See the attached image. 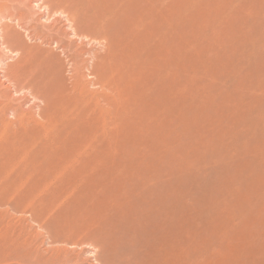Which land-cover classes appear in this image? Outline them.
I'll use <instances>...</instances> for the list:
<instances>
[{
    "label": "rangeland",
    "instance_id": "rangeland-1",
    "mask_svg": "<svg viewBox=\"0 0 264 264\" xmlns=\"http://www.w3.org/2000/svg\"><path fill=\"white\" fill-rule=\"evenodd\" d=\"M84 1L85 0H0V140L7 138L9 141L18 142V143H22L23 139L27 140L26 142L36 141L37 143H41L43 141H46V142H49L48 146H51L52 149H53V146L56 145L57 147L55 150L61 149L62 153H63V151L66 149V147H65L66 141H64L62 144H59V143H61L62 138L65 139L68 136H66L67 133H63L62 131H60V126L56 123L58 121V119H56V111H55L56 108H55V102L53 100L54 96H53L52 92L54 91L53 89H56V86L58 84L57 83L58 82V76H60V75L63 77V81L65 80V82L68 84H70V83L73 84L77 80H78V82H80V84H82V83L84 84V83H89L90 81H92L94 79L93 75L91 74L92 67L95 64L101 62V60H100L101 56L102 55L104 56L106 51H107V46H106L104 40L101 39L102 31L101 30L99 31V28L97 25V21H100L101 16L106 17L108 15V17H111L110 20H113L114 18H116L118 16H121V15L125 16V12H129L131 15L130 22L123 19V21H122L123 24H125V23L147 24V23L152 22L154 24V28L157 29V32L158 33L161 32V36H166V37H169L173 31H175V32L178 31L179 36H178L177 43L182 44L181 52H180L181 58L179 60V63L181 65V66L179 65L180 73H182L181 77L183 76L181 78V83H182V87H185V88H183V91L186 89L183 93V96L184 97L186 95L188 96V97L186 96L184 98V109H183L185 112V113L183 112L184 121H185V119H189V121L192 122L191 120H193L192 119L193 116H191V117L188 116V118H187V114L190 113L192 108L193 109L195 108L194 105H198L196 107H200L199 104L201 103V105L204 108L205 107L204 104H206L207 105L206 108H204L202 110V108H201L202 106H201L200 107L201 111L198 110L199 114L197 115V117L200 116L203 119V120L201 119L199 121L198 119L200 117L197 118L198 122L196 121L197 124L196 123L195 124L197 125V127L199 129H197L195 125H193L192 126L193 128H192L191 124L188 120H186L187 123L184 122L186 128L183 125V121L182 122L176 121V123H178V124H176V123L173 124V126L171 127L172 132H174L173 129L174 130L176 129L175 130L176 133L184 130V136H185V138L187 137V140L184 138L183 135L181 138L182 139V147L184 148L183 152L177 150L175 147L172 148L173 150H175L174 152H172V151L169 153L165 152L168 149L167 148L168 142L162 143V145H164L165 151L164 150H161V151L158 150L157 151L153 147L154 145H151L154 148V149L152 148L151 151L147 148L142 149V150L139 148L141 150V152H139L140 150L138 149V147H140V145L137 144V142H136L134 144L129 143L128 146L125 148L123 146L122 149L123 148L124 149L120 151L122 155L117 156L116 158H117V160H120L121 158H125L126 155H128V153H127L128 151H126V150L131 149V148L133 150V153L136 152V153L145 154L147 151V153L145 155L153 158L152 161L154 163V168L156 169V171L163 172L167 176L168 182H169L170 193L172 192L171 193L172 195L170 194V212H171V221H170L171 232H170V235L172 238H174L175 235H180L181 232L178 229L179 225L183 222L184 219H186L187 215H193L195 213L196 204H198L200 215H203V213L206 212V214H210V216H208V215L207 216L210 217V219H212L211 216L214 214L213 215L214 217L212 216L213 217L212 220H214V218H215V220L212 222L209 218H206L207 217L206 215L205 216L203 215L201 217L199 214H196V215L198 217L200 216L201 219L199 217L198 220L190 222L191 223L190 227L192 229L196 230L197 233H201L200 244H202V245H200V249H201V255L200 256H202V257H200V259H199V264H212V263L214 264V262H215V264H216V262L218 264H243V262L245 264H258V263L264 264V253H263L264 252V192L262 190V189H264V184H263L264 183V168H263L264 167V161H263L264 160L263 159L264 158V145H263L264 144V141H263L264 140V132H263V130H264V121H263L264 120L263 119L264 118V116H263L264 109H261L264 107L263 106L264 103H262V102H264V98H263L264 97V82L263 83L261 82V81H264V79H263L264 62H260V61H264V59H262L264 57V53H263L264 51L262 52V50H264V48H263L264 47L263 46L264 45V29H263L264 28L263 27L264 26V0L263 1L262 0H260V1L259 0H253V1L252 0L251 1L250 0L249 1H247V0H243V1H241V0H232V1L231 0H224V1L219 0L220 3H218V0H201L202 3L200 2V0L199 1L198 0H193V1L192 0H186V2H185V0H183V1L182 0H146V1L145 0H143V1L142 0H128V2H127V0H114L115 1L113 3L114 6L111 5L113 0H102V1L100 0L101 3L99 0H92V2L95 3V5H94V3L88 5V4L84 3ZM141 1H142V3H145V4H142ZM175 1H177V2H175ZM194 1H197L198 3L194 2ZM203 1H205V3L206 2L207 3L205 4ZM212 1H213V3H212ZM234 1L236 4L234 3ZM151 2L155 5H153ZM188 2L189 3L191 2V3L189 4ZM214 2L218 3V5ZM222 2L224 4H222ZM104 3H105V6L103 7ZM195 3H197L198 5L199 4H202V5H199V7H198V5ZM225 3H227V4L225 5ZM239 3H240V5H239ZM106 4H107V6H106ZM184 4L187 5V7L184 6ZM241 4H242V6H241ZM133 5L135 6L134 9L132 7ZM205 5H207L209 8ZM221 5H222V7H220ZM227 5H228V7H227ZM253 5H254V7H253ZM97 6L101 10L98 9ZM191 6H193V7H191ZM216 6H218L220 8H217ZM109 7H111V8H109ZM113 7H114V9H113ZM197 7H198V9H197ZM205 7H207V9L213 11V13L209 10L207 11V9ZM103 8H105V9L109 8V9L107 11H104ZM200 8L202 9V11H204V9H205L209 13H207L206 11H205L206 13L201 12ZM231 8L232 9L234 8L235 10L234 9L232 10ZM97 9H98V12H97ZM220 9L225 11L226 13L222 11V13H221L222 15H221L219 12ZM227 9H229V12H227ZM258 9H260V10H258ZM186 10H187V12H186ZM197 11L200 12L199 15H198L199 12H197ZM230 11H232V12H230ZM235 11H236V13H235ZM257 11H258V13H257ZM93 12H94V14H93ZM99 12H100V14H98ZM228 13H229V15H228ZM245 13L248 14V17ZM206 14L208 16H206ZM218 14L221 16H219ZM200 15H201V17H200ZM203 15H205L206 18ZM258 15H261V16H258ZM216 16H218V17H216ZM230 16H232V17H230ZM203 17L205 18V20L203 19ZM214 17H215V20L213 19ZM236 17H238V18H236ZM250 17H253V19ZM208 18H209V20L211 19V22H209V20H207ZM261 18H262V20H261ZM187 19H190V20H187ZM228 19L230 21L232 19V22H228ZM245 19H246V22H245ZM184 20H185V22H184ZM188 21H189V23H188ZM191 21H192V23H190ZM200 21H202V23H200ZM258 21H261V24ZM122 23H121V26H122ZM187 23L190 25V27H191L190 29H189V26L185 25ZM201 24H204V25L201 26ZM247 25H249V27ZM205 26H206V28H205ZM237 26L239 28H237ZM185 27H188V28H185ZM219 27L220 28L223 27V29L222 28L220 29ZM216 28H217V32L213 31V30H216ZM240 28H242L241 29L242 32L240 30L241 33L239 32ZM223 30L225 33L223 32ZM252 30L254 32H252ZM255 30H256V32H255ZM220 32H223L224 35L222 33V35L220 34V36H218ZM239 33H240V35H239ZM185 34L189 37L185 36ZM215 34H217V35H215ZM198 36H200V37L198 38ZM209 36H210V38H209ZM214 36H217L218 38H215ZM171 39L175 40L176 37H171ZM213 39H215V40H213ZM212 40H213V42H212ZM238 41H242V42L238 43ZM261 42H262V44H261ZM222 43H224V44H222ZM228 43L229 44L231 43L230 46ZM217 44H219V45L217 46ZM223 46L227 47V48H224ZM247 46H248L249 52H248ZM241 47H242V49H241ZM220 48H222V49H220ZM232 49H234L235 51H238V52H236L238 54H236L235 51ZM211 50L214 53L211 52ZM223 50H224V52H223ZM243 50H244V52H243ZM215 51L216 52L218 51L217 53H219V54H220L219 51H221V54L219 55V54L215 53ZM259 51H260V53H259ZM195 52H196V54H194ZM222 52L225 54H223ZM245 52L249 53V54H246ZM202 53L204 56L202 55ZM244 53H245L246 57H245ZM199 54H201V55L199 56ZM193 55H195L194 57L196 58L195 62H194ZM174 57H176V55ZM187 57L189 59H187ZM190 57H191V60H190ZM201 57H204V58H201ZM230 57H232V58H230ZM259 57L262 60H260ZM258 59L260 60L259 62H258ZM182 60H183V62L185 60V62L183 63ZM241 60H242V63H239V61L241 62ZM254 60H256L257 63H255ZM190 63H192V64H190ZM253 63L256 65V70H253L255 68H252V67H255V65ZM186 64H189V65H186ZM194 64H195V67H194ZM215 64H216V66L217 65L218 66L216 67ZM234 64L237 65V66H235L237 68L233 67ZM239 64H241V65H239ZM190 65H192V66H190ZM204 65H205V67H204ZM213 65L215 66V68L213 67ZM238 65H239V67H238ZM244 65H245V67H244ZM183 66L186 68H189V67L190 68L185 71L184 68H182ZM261 66H263V67L261 68ZM193 67L196 70L192 71ZM249 68H251V69H249ZM238 69L239 70L243 69V70L239 71ZM203 70H204V73H203ZM211 70H213V71H211ZM237 70L239 72H236ZM244 70H246L248 72H245ZM194 71H197V72H194ZM243 71H244V73H247V75L242 73ZM254 71H256L258 73L255 72L256 74H254ZM240 72H241V77H240ZM260 72H261V74H260ZM190 73H192V74H190ZM212 73L214 76H216L215 79L211 76ZM223 74H224V77H223ZM225 74H227V76ZM234 74L236 75V77L238 75L239 76L236 78V77H234L235 76ZM43 75L45 78L42 77L43 78L42 79L41 76H43ZM188 75H189V78L187 77ZM194 75H195V77H194ZM209 76H210V78H209ZM255 77H257L259 80L256 79ZM53 78H55L56 80H54ZM183 78H186V79H183ZM195 78H196V80H194ZM217 78L220 82L217 80ZM187 79H188V82H186ZM206 79H207V81H206ZM251 79H253V80L251 81ZM204 80H205V82H204ZM255 80H258V81H255ZM53 81H55V82H53ZM189 81L191 84L189 83ZM199 81H202V82L200 83ZM214 81H215V83H213ZM221 81L222 82L224 81L223 83L225 84L224 87L226 89L224 87H222L223 85H222ZM230 81H231V83H230ZM250 81L253 82V84ZM50 82L52 83V85L49 84ZM197 82H199V84ZM226 82H229V83H226ZM257 82H259V83H257ZM219 83H221V84H219ZM197 84L202 85L201 87L199 86L200 90H199V87H197L198 86ZM248 84H249L250 88H249ZM259 85H260V87H259ZM203 87L205 88L204 89L205 91L203 90ZM234 87H235V89H234ZM239 87L241 88V90L239 89ZM255 87H257V88L259 87V91H258V89H255ZM89 89L95 91V90H98L100 88L97 85L94 86L93 84H91V85H89ZM245 89L247 91H245ZM190 91L193 92L192 93L194 95L193 97H192V95H190V96L188 95L191 93ZM203 91H204V93H203ZM214 91H217V92H215V95L213 93ZM226 91L227 92L230 91V93H228L229 96H228V94H226ZM232 91H233V93H231ZM49 92H50V94H49ZM205 92H206V94H205ZM234 92L236 94H234ZM243 92L245 95L241 94ZM237 93H239L240 95ZM202 94H203L204 99L201 97ZM251 94H253V96ZM237 95H239V96L243 95V97L241 96L242 97L241 98ZM195 96H197V97L195 98ZM207 96L211 99H209V98L207 99ZM215 96L218 97V101H217ZM235 96L237 97V99ZM249 96H250V98H249ZM257 96H259L261 98L262 102L259 100V103L260 104L262 103L261 105L258 103V99H260V98ZM190 97L194 101V102L191 101L192 106L189 103L191 100ZM230 97H231V100H230ZM232 97H233V99H232ZM256 97H257V100H254V99H256ZM199 98H201V99H199ZM221 99L223 101V104H221L222 103V101H220ZM208 100H213V103H214V101H216L215 102L216 104L215 103L214 104L216 106H218V108L213 103H211V101L209 102ZM239 101L242 104L239 103ZM195 103H197V104H195ZM246 104L249 106H247ZM228 105H229V107H231V110L228 107ZM234 105H236L238 107V109L240 108L239 110L242 111V109H243L244 111H242V112L238 111L237 107L235 106L236 107L235 108ZM242 105H243V107H241ZM223 106H224V108H223ZM255 106H258L257 109ZM189 107H190V109H189ZM248 107H249V109H248ZM250 107L253 108L255 115L253 114V112H252L253 110H252V108L250 109ZM232 108L236 109V113L233 112L234 109L232 110ZM206 109L207 110L209 109V110L207 111ZM224 109H227V110L224 111ZM257 110L258 111L260 110L259 111L260 113L257 112ZM222 111L225 113V115H224V113H222ZM249 111L252 114H249L250 113ZM201 112L203 113L204 116L201 115L202 114ZM245 114H247V115H245ZM259 114H261L262 116ZM256 115L262 117V119H260V117H258V120H257L256 119L257 117L255 118ZM249 116H251V117L253 116L254 119H252L251 117L249 118ZM223 117H224V119L222 120ZM245 118H247V119H245ZM248 119H250V120L252 119L251 120L252 122ZM254 120H257L259 122H255ZM242 121H243V123H242ZM249 121L252 124H250ZM253 121H254V123H253ZM188 122H189V125H187ZM200 122H202V123H200ZM261 122H262V124H261L262 126L259 124ZM203 123L205 126L203 125ZM238 123H239V125H238ZM256 123H258V126ZM111 124L112 123H110L107 126V128L118 127V125H114V124L111 125ZM180 124H182V126ZM30 125H31V127H30ZM175 125H177V126L180 125V126L179 127L176 126L174 128ZM210 125H212V126H210ZM259 125H260V127H259ZM188 126H190V127H188ZM194 126L197 130L194 128ZM243 126H244V128H243ZM119 127L117 128V131L119 130ZM211 127H212V129H211ZM214 127H215V130L213 131ZM240 127H242V128H240ZM191 128L194 129V131H191L190 130ZM208 128H209V131L207 130ZM224 128L227 130H225ZM245 128H247V129H245ZM22 129H24V130H22ZM189 130L191 132H189ZM199 130H200V132H199ZM185 131L186 132L188 131V132L186 133ZM210 131H212L211 134H210ZM246 131L248 132V134H246L247 133ZM205 132H208L209 135H208V133H206V135H205ZM213 132H214V134H213ZM251 132L252 133L254 132L256 135L254 133H253V135H250V134H252ZM220 133H221V135H220ZM237 133L239 134L238 136H237ZM199 135H200V137H198ZM201 135L203 137H205V139L204 138L202 139ZM245 135H247V136H245ZM188 137H190V138H188ZM209 137L214 138V139H211V142H210ZM81 138L85 139L86 136H81ZM197 138H200V139H197ZM195 139L197 141H195ZM224 139H226V140H224ZM198 140H200V142H202V143L199 142L201 145L198 143ZM203 140H204V143H203ZM206 140L210 144H207L208 142ZM194 141H195V143H194ZM205 141H206V143H205ZM193 143L195 145L192 146ZM132 144L135 146H133ZM150 144H153V143L150 142ZM197 144H198V147L196 146ZM244 145H245V147H244ZM191 146L192 147L195 146V147L191 148ZM206 146H208V148ZM210 146H212V147H210ZM185 147H186V150H185ZM188 148H189V152H187ZM209 148H210L211 152L209 151ZM257 148H258V150H257ZM136 150L137 151L139 150V151L137 152ZM154 150H155V152H154ZM156 152H157V154H155ZM166 153H168V154H166ZM157 155H159V156L162 155V157L165 160H163V158H162L160 161L159 160L156 161V159H158L157 157H159ZM222 156L224 159L222 158ZM61 157H62V155H61ZM159 158H161V156ZM171 158H173V159L170 161ZM2 159L3 158H1V160H0V173H2L4 171V169L6 168L4 166V164L2 163ZM219 159L221 162L219 161ZM259 159H261V160L259 161ZM180 160H181V162H180ZM224 160H225V162H224ZM156 162L161 163V164L159 165ZM213 162H217V163H213ZM219 163H221V164H219ZM245 163H247V164H245ZM249 164H251V165H249ZM221 165H223V166L221 167ZM236 166L239 168L237 169ZM251 167H254L255 169L251 168ZM210 168H211V170H209ZM261 169L263 170V172ZM206 170L211 171V172L208 171L210 174ZM230 170H231V172H229ZM234 170H236V171H234ZM232 171H234V172H232ZM205 173H207V176L204 178L203 176ZM244 173H246V174H244ZM208 174H209V176H208ZM211 174H213V175H211ZM216 174L218 176H216ZM229 174H230V176H229ZM235 174H238V175H235ZM189 175H191V176L187 178V176H189ZM183 176H186V177L182 178ZM227 178H229V179H227ZM202 179L203 180L207 179L208 181L205 180L203 182ZM192 180H194V181H192ZM197 180H200L199 182L201 183V185ZM214 180L216 183L214 182ZM170 181H171V183H170ZM251 181H253V182H251ZM202 183H204V184H202ZM234 183H236V184H234ZM170 184H171V186H170ZM205 184H206V186H205ZM219 184L221 185V187ZM194 185L195 186L200 185L199 187H201L203 185L202 188L204 190L202 188H199L198 186L195 187ZM211 185L213 187H211ZM215 185H217V186H215ZM230 185H232V186H230ZM222 186L223 187L225 186V187L222 188ZM227 186L229 188H227ZM238 186H239V188L241 186V188L237 189ZM196 188L197 189L199 188L200 190L199 189L197 190ZM208 188H209V190H208ZM242 188L244 189V191ZM171 189H173V191ZM239 190L241 193L239 192ZM201 191H202V195L204 194V191H205L204 197L201 195ZM228 191L230 193H228ZM233 192H235V194ZM209 193H210V195H209ZM261 193H262V195H261ZM198 194H200V195H198ZM257 194H258V196H257ZM218 197H220L221 200ZM224 198H226V199L224 200ZM203 199H204V201H203ZM228 199L230 201H228ZM255 199H256V201H255ZM257 199H259V200H257ZM207 200L209 202H207ZM214 200L216 202L219 201L220 203L222 200L223 201H222V204H219V202L216 203ZM225 201L227 204L229 202V204L227 205L226 203H223ZM241 201H242V204L240 203ZM207 203L209 206L207 205ZM217 204H219L220 206ZM255 204H257V205H255ZM260 204H263V205H260ZM211 205L214 208L211 207ZM216 206H217V208L215 209ZM200 207H202V209ZM244 207H245V209H244ZM183 208H185L187 211H185ZM221 208H222V210H221ZM234 209H236V210H234ZM5 210H6L5 206H0V223L4 222L5 220H7L8 218L11 217L9 215L10 212L8 213ZM39 210H40V213H38L39 216L44 218L45 217L44 210H41V209H39ZM216 210H218L219 213ZM245 213H246V215H245ZM14 214L17 217L22 216L20 213H14ZM231 214H232V216H231ZM240 216H242V217H240ZM23 217H25V219H22V220H25V221L16 225L14 228H17V234L19 232L23 231L25 236H27L26 238H28L27 243L29 246L26 249L19 248L16 251L15 250H12V251L6 250L5 253L3 252V250H1V252H0V255L6 256V252L8 251V253H7L8 255L6 257H8L10 254L9 258L11 257L12 260H14L13 262H11L12 264H24L28 261H33L36 257L38 259L45 258V259L50 260V259H53L55 249L62 250V248H67L68 251L71 253V257L74 259L72 264H78V263L79 264H101L98 260L95 259L96 248L94 249V247L92 245H89L87 243L86 244L85 243L79 244V245H66L65 243H60V242L57 243L54 241V238L57 234L61 235L60 232H57V231H59L58 229H55L53 227V228H51V230H49V233H48V231L45 228L44 229L39 228L40 226L38 225V223L36 221L32 220L29 214H25ZM224 219H225V221H224ZM232 219H233V222H232ZM236 219H238V220H236ZM230 222H231V224L233 223L232 226H231V224H228ZM27 223H29V224H27ZM137 223H139V221H137ZM2 224L0 225V227H2ZM212 228L214 230H212ZM0 229L3 230V228H0ZM257 243L259 244V246ZM260 243H262L263 245ZM125 245H126V243L123 246H121L122 247L121 252L118 253V256L117 255L112 256L111 254H109L107 252L108 250L105 249L104 247L100 248V251H98L99 252L98 258L102 259L104 264H128L125 260V257L129 251H128L127 246H125ZM207 245L210 247H207ZM205 246H206V248H205ZM212 246H214V247H212ZM250 246H251V248H250ZM253 246H255V248ZM256 248L258 251H256ZM214 249H215V251H214ZM212 250H213V252H212ZM261 250H263V251H261ZM27 251H30V252H27ZM209 251H210V253H209ZM9 252H11V253H9ZM30 253H33V254H30ZM204 253H205V255H204ZM244 254L246 255V257H243V256H245ZM249 254H252L251 255L252 257H249L250 256ZM255 254H256V256H255ZM260 255H261V257H260ZM253 256H255L256 258L255 257L253 258ZM60 257H62V256H60ZM240 257H243V258H240ZM247 257H249V258H247ZM249 259L251 260V262L249 261ZM248 261H249V263H248ZM253 262H255V263H253ZM11 263L9 262V264H11Z\"/></svg>",
    "mask_w": 264,
    "mask_h": 264
},
{
    "label": "bare ground",
    "instance_id": "bare-ground-1",
    "mask_svg": "<svg viewBox=\"0 0 264 264\" xmlns=\"http://www.w3.org/2000/svg\"><path fill=\"white\" fill-rule=\"evenodd\" d=\"M101 1H100V3H101ZM142 1H141V3H142ZM241 1H243V0H241ZM247 1H249V0H247ZM114 2L115 1L113 0L111 5H113ZM127 2H128V0H127ZM175 2H177V1H175ZM185 2H186V0H185ZM194 2H197V1H194ZM200 2L202 3L201 0H200ZM203 2L205 3V1H203ZM84 3L90 5L94 2H92V0H85ZM197 3H195V4H197ZM212 3H213V1H212ZM214 3H216V2H214ZM218 3H220L219 0H218ZM218 3H216V4L218 5ZM234 3H235V1H234ZM142 4H145V3H142ZM222 4H224V3L222 2ZM226 4L227 3H225V5ZM242 4H241V6H242ZM94 5H95V3H94ZM153 5H155V4H153ZM199 5H202V4H199ZM199 5H198V7H199ZM239 5H240V3H239ZM104 6H105V3L103 4V7ZM106 6H107V4H106ZM184 6L187 7V5H185V4H184ZM205 6H207V5H205ZM132 7L134 9L135 6L133 5ZM191 7H193V6H191ZM198 7H197V9H198ZM207 7H205V8L207 9ZM216 7L220 8V7H222V5L220 7H218V6H216ZM227 7H228V5H227ZM253 7H254V5H253ZM97 8H98V6H97ZM109 8H111V7H109ZM109 8H107V9L103 8V9H104V11H107ZM98 9H100V8H98ZM98 9H97V12H98ZM113 9H114V7H113ZM229 9H227V12H229ZM208 10L209 9H207V11ZM258 10H260V9H258ZM205 11H206L205 9H204V11H202V9H201V12H205ZM209 11H211V10H209ZM222 11L223 10L220 9V11H219L220 14L222 13ZM100 12L98 14H100ZM186 12H187V10H186ZM197 12H199V11H197ZM211 12L213 13V11H211ZM223 12H225V11H223ZM230 12H232V11H230ZM207 13H209V12H207ZM235 13H236V11H235ZM257 13H258V11H257ZM93 14H94V12H93ZM199 14H200V12L198 13V15ZM221 15H219V16H221ZM228 15H229V13H228ZM246 15L248 17V14H246ZM203 16L205 17V15H203ZM206 16H208V15L206 14ZM232 16H230V17H232ZM258 16H261V15H258ZM200 17H201V15H200ZM204 17H203V19L205 20L206 17L205 18ZM216 17H218V16H216ZM110 18L111 17H108V15L106 17L101 16L100 21H97L99 31L100 30L102 31L101 39L104 40V42L107 46V51H106L104 56L103 55L101 56V58H100L101 62L95 64L92 67L91 74L93 75L94 79L92 81H90L89 83H84V84L83 83L80 84V82H78V80L75 81L73 84L72 83L68 84L65 82V80L63 81V77L60 75V76H58V82H57L58 84L56 86V89H53L54 91L52 93L54 96L53 100L55 102V108H56L55 109L56 119H58V121L56 123L60 126V131H62L63 133H67L66 136H68L65 139L62 138L61 143H59V144H62L64 141H66L65 142L66 149L63 151V153H62L61 149L55 150L57 147L56 145L53 146V149H52L51 146H48L49 142H46V141H43L41 143H37L36 141L26 142L27 140L23 139L22 143H18V142L9 141L7 138L0 140V160H1V158H3L2 163L6 167L4 169V171L2 173H0V206H5V208H6L5 211H7L8 213L10 212L9 215L11 216L10 218H8L4 222H2L3 224L0 223V225L2 224V227H0V228H3V230L0 229V252H1V250H3V252L5 253L6 250H11V251L15 250L16 251L19 248L26 249L29 246L27 243L28 238H26L27 236H25L23 231L19 232L17 234V228H14L16 225L25 221V220H22V219H25V217H23L25 214H29L31 219L38 223V225L40 226L39 228H43V229L45 228L48 231V233H49V230H51V228H53V227L55 229L59 230L57 232H60L61 235L56 233L57 235L54 238V241L57 243L58 242L65 243L66 245H79V244H84V243L86 244L87 243L89 245H92L94 247V249L96 248L95 259L98 260L101 264H104V263H103L102 259L98 258V253H99L98 251H100V248L104 247L105 249L108 250L107 252L109 254H111L112 256L113 255L118 256V253L121 252V248H122L121 246H123L125 243H126L125 246H127L128 251H129L125 257V260L128 264H199V259H200V257H202V256H200L201 255L200 245H202V244H200L201 233H197L196 230L192 229L190 227V224H191L190 222L198 220L200 216L201 217L203 215L204 216L205 215L210 216V214H206V212H204L205 214L203 213V215H200L198 204H196L195 213L193 215H187L186 219H184L183 222L179 225L178 229L181 232L180 235H175V237L172 238L170 235V232H171L170 194L172 192L170 193L169 182H168L167 176L163 172L156 171V169L154 168V163L152 161L153 158L145 155L147 153V151L145 154L136 153V152L133 153L132 148L131 149L126 148L127 149L126 151H128L127 152L128 155H126L125 158H121L120 160H117V158H116L117 156L122 155L120 151L123 150L125 147H127L129 143L134 144L136 142H137V144L140 145V147H138V149L140 148L141 150L147 148L151 151V149L154 147L157 151L158 150L161 151V150H164V145H162V143L168 142V146H167L168 149H167V151L164 150L165 152H168V153L171 151L174 152L175 150L172 149L174 147L177 150L183 152L184 148L182 147V139L181 138H182V135L184 136V130L176 133V131H175L176 129L175 130L173 129L174 132H172V129H171V127L173 126L174 123H176V121L177 122L183 121L184 127H185L184 122L187 123L186 120L189 121V119H185V121H184V114H183V112H184V110H183L184 109V98L187 95L185 97L183 96V93L186 89L183 91V88H185V87H182V83H181V78L183 76L181 77L182 73H180L179 60L181 58L180 52H181L182 44L177 43L178 36H179L178 31H176V32L173 31L169 37H166V36H161V32L160 33L157 32V29L154 28V24L152 22L147 23V24H138V23H135V24L125 23V24H123L122 23L123 19L130 22L131 15L129 12H125V16L121 15V16L114 18L113 20H110ZM236 18H238V17H236ZM250 18L253 19V17H250ZM213 19L215 20V17ZM229 19H228V22H232V19H231V21ZM187 20H190V19H187ZM207 20H209V18ZM261 20H262V18H261ZM184 22H185V20H184ZM209 22H211V19L209 20ZM245 22H246V19H245ZM258 22H260V24H261V21H258ZM121 23H122V26H121ZM188 23H189V21H188ZM188 23L185 25L189 26V29H190L191 27ZM190 23H192V21ZM200 23H202V21H200ZM203 25L204 24H201V26H203ZM247 26L249 27V25H247ZM185 28H188V27H185ZM205 28H206V26H205ZM217 28H216V30H213V31L217 32ZM221 28L223 29V27H221ZM237 28H239V27L237 26ZM241 29L242 28L239 29V32ZM223 32H224V30H223ZM223 32H220L218 36H220V34L222 35ZM241 32H242V30H241ZM252 32H254V31L252 30ZM255 32H256V30H255ZM224 33H223V35H224ZM240 33H239V35H240ZM215 35H217V34H215ZM185 36H187V35L185 34ZM171 37H176V39L173 40V39H171ZM187 37H189V36H187ZM199 37L200 36H198V38ZM214 37L218 38L217 36H214ZM209 38H210V36H209ZM213 40H215V39H213ZM213 40H212V42H213ZM239 42H242V41H238V43ZM222 44H224V43H222ZM230 44H229V46H230ZM261 44H262V42H261ZM218 45L219 44H217V46ZM224 48H227V47H224ZM220 49H222V48H220ZM241 49H242V47H241ZM247 49H248V46H247ZM232 50H234V49H232ZM263 51L264 50H262V52ZM211 52H213V51L211 50ZM217 52L215 51V53H217ZM219 52L221 54V51H219ZM223 52H224V50H223ZM236 52H238V51H235V53ZM243 52H244V50H243ZM248 52H249V49H248ZM245 53H244V55H245ZM259 53H260V51H259ZM194 54H196V52ZM217 54H219V53H217ZM223 54H225V53H223ZM236 54H238V53H236ZM246 54H249V53H246ZM175 55L177 58L174 57ZM200 55L201 54H199V56ZM202 55H203V53H202ZM194 56L195 55H193V57ZM245 57H246V55H245ZM201 58H204V57H201ZM230 58H232V57H230ZM187 59H189V58L187 57ZM195 59L196 58L194 57V62H195ZM262 59H264V57ZM262 59L260 58V60H262ZM190 60H191V57H190ZM260 60L258 59V62ZM254 61H255V63H257L256 60H254ZM182 62H183V60H182ZM184 62H185V60H184ZM260 62H264V61H260ZM192 63H190V64H192ZM239 63H242V60H241V62L239 61ZM195 64H194V67H195ZM186 65H189V64H186ZM239 65H241V64H239ZM239 65H238V67H239ZM190 66H192V65H190ZM215 66H216V64H215ZM215 66L213 65L214 68H215ZM235 66H237V65L234 64L233 67H235ZM194 67H193L192 71L196 70V69H194ZM204 67H205V65H204ZM244 67H245V65H244ZM262 67L263 66H261V68ZM182 68H184V70L186 71L190 67L186 68L183 66ZM235 68H237V67H235ZM252 68H255L253 70H256V65H255V67H252ZM249 69H251V68H249ZM238 70L236 72H239L240 70L242 71L243 69H240L239 71ZM246 70H244V71L248 72ZM211 71H213V70H211ZM244 71L242 73H244ZM194 72H197V71H194ZM255 72L256 71H254V74L258 73V72H256V73ZM261 72H260V74H261ZM203 73H204V70H203ZM190 74H192V73H190ZM244 74L247 75V73H244ZM195 75H194V77H195ZM225 75L227 76V74H225ZM211 76L214 79L216 78V76H214L213 73ZM42 77H44V75L41 76V78ZM187 77L189 78V75ZM223 77H224V74H223ZM234 77H236V75ZM240 77H241V72H240ZM209 78H210V76H209ZM255 78L258 79L257 77H255ZM53 79L56 80L55 78H53ZM183 79H186V78H183ZM263 79H264V76H263ZM194 80H196V78ZM217 80H218V78H217ZM252 80L253 79H251V81ZM258 80H255V81H258ZM206 81H207V79H206ZM53 82H55V81H53ZM186 82H188V79L186 80ZM199 82L201 83L202 81H199ZM199 82H197V83L199 84ZM204 82H205V80H204ZM223 82H222V85H223L222 87H224V85H225ZM261 82L263 83L264 81H261ZM189 83H190V81H189ZM213 83H215V81ZM226 83H229V82H226ZM230 83H231V81H230ZM251 83L253 84V82H251ZM257 83H259V82H257ZM49 84L52 85L51 82ZM91 84H93L94 86L95 85L99 86L100 89L95 90V91L90 90L89 85H91ZM219 84H221V83H219ZM199 86L201 87L202 85L200 84L197 87H199ZM248 86H249V84H248ZM200 87H199V90H200ZM259 87H260V85H259ZM259 87L258 88L255 87V89H258V91H259ZM249 88H250V86H249ZM204 89L205 88L203 87V90ZM234 89H235V87H234ZM239 89L241 90L240 87H239ZM204 91H203V93H204ZM245 91H247V90L245 89ZM215 92H217V91L213 92L214 95H215ZM192 93L193 92H191L188 95L189 96L192 95V97H193L194 95ZM228 93H230V91L229 92L226 91V94H228ZM231 93H233V91ZM239 93H237V94H239ZM49 94H50V92H49ZM205 94H206V92H205ZM234 94H236V93L234 92ZM241 94H244V92ZM239 95H237V96H239ZM251 95L253 96V94H251ZM228 96H229V94H228ZM241 96L243 97V95H241ZM241 96H239V97H241ZM196 97L197 96H195V98ZM201 97L203 98V94ZM257 97H259V96H257ZM257 97L254 100H257ZM208 98L209 97L207 96V99ZM249 98H250V96H249ZM199 99H201V98H199ZM209 99H211V98H209ZM216 99L218 101V97H216ZM232 99H233V97H232ZM236 99H237V97H236ZM230 100H231V97H230ZM259 100L261 101V98L258 99V103H259ZM191 101H193L192 98L189 102L190 105L192 104ZM208 101L209 102L211 101V103H213V100H208ZM220 101H222V99ZM240 101H239V103H241ZM215 102L216 101H214V103ZM262 103H264V102H262ZM195 104H197V103H195ZM221 104H223V101ZM199 105H200V107L202 106L201 103ZM194 106H195V108L194 109L192 108L190 113H188L189 115L187 114V118H188V116L189 117L193 116V118H192L193 120H191L192 122L189 121L191 124V127L193 125H195L196 128L199 129L196 125L197 124L196 123L197 118L200 117V116L197 117V115L199 114L198 110L201 111V108L203 110L204 108H206L207 105L204 104V106H205L204 108H203V106L201 108L196 107L198 105H194ZM235 106L236 105H234V107ZM247 106H249V105H247ZM258 106H255L256 109ZM216 107L218 108V106H216ZM228 107H229V105H228ZM241 107H243V105ZM223 108H224V106H223ZM229 108L231 110V107H229ZM251 108L252 107H250V109ZM189 109H190V107H189ZM227 109H224V111H226ZM233 109L234 108H232V110ZM239 109L237 107V110L241 111ZM248 109H249V107H248ZM261 109H264V107ZM234 110H233V112L236 113V109H234ZM252 110H253V108H252ZM242 111H244V110L242 109ZM259 111L257 110V112H259ZM252 112L254 114V110ZM222 113H224V112L222 111ZM249 114H252V113L250 112ZM261 114H259V115H261ZM201 115H203V113ZM224 115H225V113H224ZM245 115H247V114H245ZM263 116H264V114H263ZM250 117L251 116H249V118ZM258 117H260V116H257V115L255 116V118L257 120H258ZM251 118L254 119L253 116ZM201 119L202 118L200 117L198 120L200 121ZM223 119H224V117L222 118V120ZM245 119H247V118H245ZM260 119H262V117H260ZM248 120H250V119H248ZM257 120H254V121L259 122ZM250 121H249V123H250ZM254 121H253V123H254ZM189 122L187 125H189ZM110 123H112L114 125H118V127L120 126L119 130L117 131L118 127L107 128V126ZM200 123H202V122H200ZM242 123H243V121H242ZM176 124H178V123H176ZM250 124H252V123H250ZM256 124L258 126V123H256ZM259 124L261 125L262 122ZM180 125L182 126V124H180ZM180 125H178V126L175 125L174 128L176 126L179 127ZM203 125H204V123H203ZM238 125H239V123H238ZM260 125H259V127H260ZM195 126H194V128H195ZM210 126H212V125H210ZM30 127H31V125H30ZM188 127H190V126H188ZM192 128L190 130L194 131V129H192ZM240 128H242V127H240ZM243 128H244V126H243ZM211 129H212V127H211ZM245 129H247V128H245ZM22 130H24V129H22ZM190 130H189V132H191ZM207 130L209 131V128ZM214 130H215V127H214L213 131ZM225 130H227V129H225ZM199 132H200V130H199ZM263 132H264V130H263ZM206 133H208V132H205V135H206ZM211 133H212V131H210V134ZM221 133H220V135H221ZM253 133L250 135H253ZM213 134H214V132H213ZM246 134H248V132ZM208 135H209V133H208ZM238 135L239 134L237 133V136ZM81 136H86V138L82 139ZM245 136H247V135H245ZM198 137H200V135ZM210 137H209V139L211 142V139H214V138H210ZM184 138H185V136H184ZM188 138H190V137H188ZM201 138L205 139V137H203L202 135H201ZM185 139L187 140V137ZM197 139H200V138H197ZM224 140H226V139H224ZM195 141H197V140L195 139ZM195 141H194V143H195ZM206 141H205V143H206ZM150 142H152L153 144H150ZM199 142H200V140H198V143ZM194 143L192 144V146L195 145ZM200 143H202V142H200ZM203 143H204V140H203ZM207 144H210V143L208 142ZM151 145H154V146L152 147ZM123 146H124V148L122 149ZM133 146H135V145H133ZM192 146H191V148L195 147V146L194 147H192ZM196 146L198 147V144ZM206 147L208 148V146H206ZM210 147H212V146H210ZM244 147H245V145H244ZM141 150L139 152H141ZM185 150H186V147H185ZM257 150H258V148H257ZM209 151H210V148H209ZM154 152H155V150H154ZM187 152H189V148H188ZM168 153H166V154H168ZM155 154H157V152ZM61 155H62V157H61ZM157 156H159V155H157ZM160 156H161V158H159ZM160 156L157 157L158 159H156V161L157 160L160 161L163 158L162 155H160ZM222 158H223V156H222ZM172 159L173 158H171L170 161ZM261 159H259V161ZM163 160H165V159L163 158ZM219 161H220V159H219ZM180 162H181V160H180ZM224 162H225V160H224ZM156 163L159 165L161 164L158 162H156ZM213 163H217V162H213ZM219 164H221V163H219ZM245 164H247V163H245ZM249 165H251V164H249ZM222 166L223 165H221V167ZM238 168L239 167H237V169ZM251 168H254V167H251ZM209 170H211V168ZM236 170H234V171H236ZM234 171H232V172H234ZM209 172H211V171H209ZM229 172H231V170ZM262 172H263V170H262ZM246 173H244V174H246ZM209 174H208V176H209ZM211 175H213V174H211ZM235 175H238V174H235ZM190 176L191 175L187 176V178ZM206 176H207V173H205L203 177L205 178ZM216 176H218V175L216 174ZM229 176H230V174H229ZM184 177H186V176H183L182 178H184ZM227 179H229V178H227ZM200 180H197V181L199 182ZM205 180H207V179H205ZM205 180H203V182ZM192 181H194V180H192ZM214 182H215V180H214ZM251 182H253V181H251ZM170 183H171V181H170ZM202 184H204V183H202ZM206 184H205V186H206ZM234 184H236V183H234ZM200 185H201V183H200ZM170 186H171V184H170ZM196 186H198V185H196ZM202 186L199 188H202ZM215 186H217V185H215ZM230 186H232V185H230ZM211 187H213V186L211 185ZM220 187H221V185H220ZM224 187L222 186V188H224ZM227 188H229V187L227 186ZM240 188H241V186H240ZM240 188L238 186L237 189H240ZM171 190L173 191V189H171ZM208 190H209V188H208ZM262 190L264 192V189H262ZM205 191H204V194H205ZM229 191H228V193H230ZM243 191H244V189H243ZM239 192H240V190H239ZM233 193L235 194V192H233ZM204 194L202 195V191H201V195L203 197H204ZM198 195H200V194H198ZM209 195H210V193H209ZM261 195H262V193H261ZM257 196H258V194H257ZM218 198L221 200L220 197H218ZM226 198H224V200ZM257 200H259V199H257ZM203 201H204V199H203ZM219 201H217V202L215 201V202L218 203ZM222 201H221V203L219 202V204H222ZM228 201H230V200L228 199ZM255 201H256V199H255ZM207 202H209V201L207 200ZM223 203H226V201ZM240 203L242 204V201ZM219 204H217V205H219ZM228 204H229V202H228ZM207 205H208V203H207ZM255 205H257V204H255ZM260 205H263V204H260ZM211 207H213V206L211 205ZM200 208L202 209V207H200ZM216 208H217V206L215 207V209ZM39 209L44 210V212H45L44 218L39 216V214H38V213H40ZM183 209L185 211H187L185 208H183ZM244 209H245V207H244ZM221 210H222V208H221ZM234 210H236V209H234ZM216 211L218 212V210H216ZM14 213H20L22 216L17 217V216H15ZM196 214H199L200 216L198 217ZM245 215H246V213H245ZM208 216L206 218L210 219V217H208ZM212 216H211V218L213 219L214 216L213 217ZM231 216H232V214H231ZM201 217H200V219H201ZM240 217H242V216H240ZM212 219H210L211 222L215 220V218H214V220H212ZM233 219H232V222H233ZM236 220H238V219H236ZM137 221H139V223H137ZM224 221H225V219H224ZM27 224H29V223H27ZM228 224H231V222ZM232 224H231V226H232ZM212 230H214V229L212 228ZM260 244H262V243H260ZM255 246H253V247L255 248ZM258 246H259V244H258ZM207 247H210V246L207 245ZM212 247H214V246H212ZM205 248H206V246H205ZM250 248H251V246H250ZM214 251H215V249H214ZM256 251H258L257 248H256ZM261 251H263V250H261ZM27 252H30V251H27ZM212 252H213V250H212ZM7 253H8V251L6 252V256L8 255ZM9 253H11V252H9ZM209 253H210V251H209ZM30 254H33V253H30ZM252 254H249L250 255L249 257H252L251 256ZM204 255H205V253H204ZM6 256L0 255V264H9V262L11 263L14 261V260H12L11 257L9 258L10 254L8 257H6ZM60 256H62V257H60ZM255 256H256V254H255ZM255 256H253V258ZM243 257H246V255ZM243 257H240V258H243ZM249 257H247V258H249ZM260 257H261V255H260ZM73 260L74 259L71 257V253L68 251V249L62 248V250L55 249L53 259H50V260L45 259V258L38 259L36 257L33 261H28L24 264H72ZM249 261L251 262L250 259H249ZM249 261H248V263H249ZM253 263H255V262H253ZM214 264H215V262H214ZM216 264H218V263L216 262ZM243 264H245V263L243 262Z\"/></svg>",
    "mask_w": 264,
    "mask_h": 264
}]
</instances>
